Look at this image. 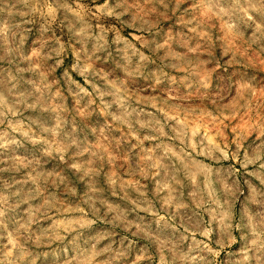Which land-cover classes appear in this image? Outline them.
Here are the masks:
<instances>
[{
	"label": "rangeland",
	"instance_id": "rangeland-1",
	"mask_svg": "<svg viewBox=\"0 0 264 264\" xmlns=\"http://www.w3.org/2000/svg\"><path fill=\"white\" fill-rule=\"evenodd\" d=\"M0 264H264V0H0Z\"/></svg>",
	"mask_w": 264,
	"mask_h": 264
}]
</instances>
